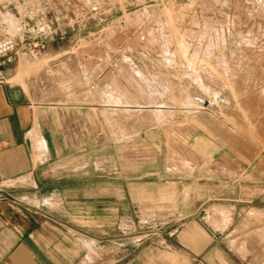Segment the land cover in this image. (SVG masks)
Here are the masks:
<instances>
[{"label":"rangeland","instance_id":"374dc122","mask_svg":"<svg viewBox=\"0 0 264 264\" xmlns=\"http://www.w3.org/2000/svg\"><path fill=\"white\" fill-rule=\"evenodd\" d=\"M96 1L101 22L10 63L13 81L74 112L61 116L76 145L63 165L89 163L92 196L121 199L126 241L172 236L194 219L255 263L264 256V0ZM76 188L69 195H85Z\"/></svg>","mask_w":264,"mask_h":264},{"label":"crops","instance_id":"0c3cea01","mask_svg":"<svg viewBox=\"0 0 264 264\" xmlns=\"http://www.w3.org/2000/svg\"><path fill=\"white\" fill-rule=\"evenodd\" d=\"M13 78L12 65L0 66V190L17 194L0 196V264H264L194 219L172 236L126 241L121 199L92 196L89 163H62L76 148L60 124L62 113L74 117L70 105L36 98ZM77 185L84 196L69 195Z\"/></svg>","mask_w":264,"mask_h":264},{"label":"built area","instance_id":"2783aa9c","mask_svg":"<svg viewBox=\"0 0 264 264\" xmlns=\"http://www.w3.org/2000/svg\"><path fill=\"white\" fill-rule=\"evenodd\" d=\"M96 0H0V66L36 58L90 20L104 19Z\"/></svg>","mask_w":264,"mask_h":264}]
</instances>
